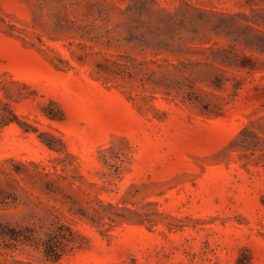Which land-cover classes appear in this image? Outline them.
Wrapping results in <instances>:
<instances>
[{
    "label": "rangeland",
    "instance_id": "1",
    "mask_svg": "<svg viewBox=\"0 0 264 264\" xmlns=\"http://www.w3.org/2000/svg\"><path fill=\"white\" fill-rule=\"evenodd\" d=\"M0 121V264H264V0H0Z\"/></svg>",
    "mask_w": 264,
    "mask_h": 264
},
{
    "label": "trees",
    "instance_id": "2",
    "mask_svg": "<svg viewBox=\"0 0 264 264\" xmlns=\"http://www.w3.org/2000/svg\"><path fill=\"white\" fill-rule=\"evenodd\" d=\"M53 117V116H50ZM4 121V118L1 120ZM0 121V122H1ZM10 120H6L3 123H7ZM49 147H53L50 140H44ZM28 164L38 166L37 163L29 161ZM39 174L44 179V188L47 191H54L58 186L50 179V172L45 170V167H41L38 170ZM5 236H8L10 240L18 241L21 243L36 244L42 246V253L44 259L50 262H57L64 255L81 248L83 242L86 240L85 236L78 231L71 228L69 225L62 222H51L49 224H43L39 226H22L20 228H7L1 232ZM248 256L241 259L237 258L235 264H250Z\"/></svg>",
    "mask_w": 264,
    "mask_h": 264
}]
</instances>
